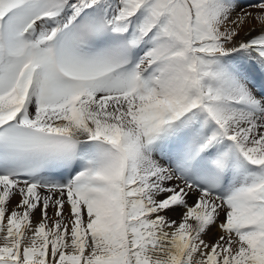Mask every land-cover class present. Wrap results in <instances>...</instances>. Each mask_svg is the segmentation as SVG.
<instances>
[{
	"label": "snow or ice",
	"instance_id": "snow-or-ice-1",
	"mask_svg": "<svg viewBox=\"0 0 264 264\" xmlns=\"http://www.w3.org/2000/svg\"><path fill=\"white\" fill-rule=\"evenodd\" d=\"M0 264H264V0H0Z\"/></svg>",
	"mask_w": 264,
	"mask_h": 264
},
{
	"label": "bare ground",
	"instance_id": "bare-ground-1",
	"mask_svg": "<svg viewBox=\"0 0 264 264\" xmlns=\"http://www.w3.org/2000/svg\"><path fill=\"white\" fill-rule=\"evenodd\" d=\"M253 26H256L257 28L259 27L258 25H255L254 22L250 21L247 25H245L244 31H247L248 28L253 27ZM255 34H256L255 32L252 33V35H255ZM243 35H244V32H241V37H243ZM170 215H172V214H170ZM172 218L173 219H177V216L176 215H172ZM213 231H215V229Z\"/></svg>",
	"mask_w": 264,
	"mask_h": 264
},
{
	"label": "rangeland",
	"instance_id": "rangeland-1",
	"mask_svg": "<svg viewBox=\"0 0 264 264\" xmlns=\"http://www.w3.org/2000/svg\"><path fill=\"white\" fill-rule=\"evenodd\" d=\"M17 199H18V197H17ZM14 203H15V201H14Z\"/></svg>",
	"mask_w": 264,
	"mask_h": 264
}]
</instances>
